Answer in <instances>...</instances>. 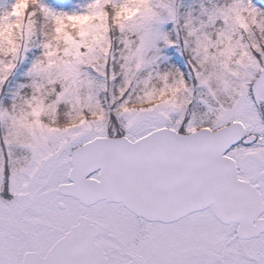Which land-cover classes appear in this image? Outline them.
<instances>
[{"label": "snow or ice", "instance_id": "1", "mask_svg": "<svg viewBox=\"0 0 264 264\" xmlns=\"http://www.w3.org/2000/svg\"><path fill=\"white\" fill-rule=\"evenodd\" d=\"M0 264H264V0H0Z\"/></svg>", "mask_w": 264, "mask_h": 264}]
</instances>
